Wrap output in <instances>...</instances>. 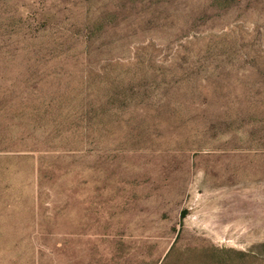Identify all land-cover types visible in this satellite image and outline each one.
<instances>
[{"label":"rangeland","instance_id":"obj_1","mask_svg":"<svg viewBox=\"0 0 264 264\" xmlns=\"http://www.w3.org/2000/svg\"><path fill=\"white\" fill-rule=\"evenodd\" d=\"M0 264H264V0H0Z\"/></svg>","mask_w":264,"mask_h":264}]
</instances>
